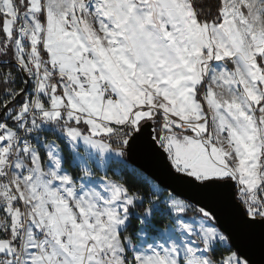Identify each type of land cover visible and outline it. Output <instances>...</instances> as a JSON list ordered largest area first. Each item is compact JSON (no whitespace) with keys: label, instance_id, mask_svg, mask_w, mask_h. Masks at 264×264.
I'll list each match as a JSON object with an SVG mask.
<instances>
[{"label":"snow or ice","instance_id":"snow-or-ice-1","mask_svg":"<svg viewBox=\"0 0 264 264\" xmlns=\"http://www.w3.org/2000/svg\"><path fill=\"white\" fill-rule=\"evenodd\" d=\"M257 249L264 264V0H0V264Z\"/></svg>","mask_w":264,"mask_h":264},{"label":"water","instance_id":"water-1","mask_svg":"<svg viewBox=\"0 0 264 264\" xmlns=\"http://www.w3.org/2000/svg\"><path fill=\"white\" fill-rule=\"evenodd\" d=\"M148 131L150 132L151 129ZM132 163L137 167L142 166L147 171L148 175L162 187L164 185H171V187L166 188V190L174 193L176 196L183 199L192 195V191L189 186L171 180L163 166L164 161L161 159V155L159 153L152 155L145 154L140 150H134ZM191 202L195 204V200H192ZM217 226L229 230L235 229L234 213L230 211L227 214L220 215L219 224ZM252 258L254 261H257V264H259L261 254L258 249L253 254Z\"/></svg>","mask_w":264,"mask_h":264},{"label":"trees","instance_id":"trees-1","mask_svg":"<svg viewBox=\"0 0 264 264\" xmlns=\"http://www.w3.org/2000/svg\"><path fill=\"white\" fill-rule=\"evenodd\" d=\"M192 214H194V213L192 212V210L188 211V215H192Z\"/></svg>","mask_w":264,"mask_h":264},{"label":"rangeland","instance_id":"rangeland-1","mask_svg":"<svg viewBox=\"0 0 264 264\" xmlns=\"http://www.w3.org/2000/svg\"><path fill=\"white\" fill-rule=\"evenodd\" d=\"M165 191H166V192H170V191H168V190H166V189H165ZM190 210H191V209H190ZM190 210H189V211H190ZM189 216H194V214L189 215ZM196 219H198V218H196Z\"/></svg>","mask_w":264,"mask_h":264}]
</instances>
